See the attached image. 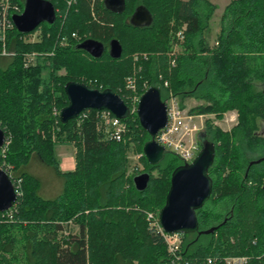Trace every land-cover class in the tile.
Segmentation results:
<instances>
[{
	"label": "trees",
	"instance_id": "16d2710c",
	"mask_svg": "<svg viewBox=\"0 0 264 264\" xmlns=\"http://www.w3.org/2000/svg\"><path fill=\"white\" fill-rule=\"evenodd\" d=\"M8 1L10 17L23 10L24 0ZM50 1L53 23L27 34L12 26L0 41V128L6 139L0 167L17 187L14 205L0 212V264H225L236 256L264 264V136L257 132V120L264 121V0H229L213 44L206 39L216 9L210 0H123L119 13L104 0ZM138 5L151 13L150 25L129 23ZM182 26L180 49L170 57ZM87 39L103 44L101 57L82 48ZM111 39L122 46L118 59L108 53ZM3 47L12 55H3ZM131 76L139 95L155 85L164 102L169 92L181 108L187 99L198 101L191 114L220 119L228 110L237 113L229 131L207 119L203 137L197 136L200 146L202 140L215 145L208 169L212 192L196 210L198 231L181 234L178 257L147 214L158 215L171 173L183 161L166 150L157 164L147 162L142 147L150 136L136 112L123 120L124 142L104 137L95 109L67 123L53 113L67 105L69 81L109 88L129 105L125 84ZM61 143L74 148L73 170L59 166L55 148ZM129 151L140 155L142 170L131 167ZM33 159L61 179L53 198L41 195V180L27 171ZM143 172L150 177L140 191L133 177ZM210 228L215 230L203 232Z\"/></svg>",
	"mask_w": 264,
	"mask_h": 264
},
{
	"label": "water",
	"instance_id": "95a60500",
	"mask_svg": "<svg viewBox=\"0 0 264 264\" xmlns=\"http://www.w3.org/2000/svg\"><path fill=\"white\" fill-rule=\"evenodd\" d=\"M104 4L113 12L123 10V0H104ZM55 8L50 0H24V7L20 13L13 14L11 21L16 30L22 34L34 31L42 22L53 23ZM152 22V15L143 5H138L129 18L134 27L148 26ZM93 57L102 56V43L87 39L81 44ZM108 53L118 59L122 54V46L117 39H111ZM67 96V105L58 113L61 123L78 117L86 109L111 111L120 119L129 116V108L123 99L113 90L105 88L99 90L77 81H69L64 85ZM136 115L140 126L148 133L150 140L142 147V154L151 165L157 164L164 156L166 149L156 140V135L167 122V108L161 99V90L158 86H149L140 95ZM199 137H203L201 133ZM6 139L0 128V149ZM215 155L214 143L202 140L200 150L191 162H184L175 167L170 177V187L164 205L158 212V223L166 233L188 234L198 231L196 210L201 208L212 192V179L208 169L212 165ZM147 172L133 177L137 190H144L149 181ZM17 193L7 172L0 167V212L9 210L15 203ZM210 228L204 233H212Z\"/></svg>",
	"mask_w": 264,
	"mask_h": 264
},
{
	"label": "built area",
	"instance_id": "2783aa9c",
	"mask_svg": "<svg viewBox=\"0 0 264 264\" xmlns=\"http://www.w3.org/2000/svg\"><path fill=\"white\" fill-rule=\"evenodd\" d=\"M9 1L0 0V41L4 43L5 34L8 28L12 27V21L8 12ZM20 13V12H19ZM182 36V31H181ZM179 34V35H180ZM183 37V36H182ZM3 55H12V53L6 52L2 49ZM173 63V61L171 62ZM126 88L130 91L127 96L129 112H136L137 104L140 95L136 91V83L134 76L126 79ZM167 81L163 82V86H167ZM166 108H167V122L166 125L159 130L156 135V140L165 147L166 150L172 151L182 161L191 162L200 150V145L197 139V127L193 122V115L189 114L185 108H181L179 101L176 96L169 92L166 97ZM98 116V129L102 131L104 137L110 138L116 141H126V132L128 130L124 119H120L115 116L111 111L107 109L96 110ZM54 114L59 111H53ZM6 145V141L1 149ZM0 149V150H1ZM140 155L137 154V157ZM15 190L16 186L14 185ZM147 219L150 220L151 226H156L157 230L163 236L164 242L167 246V250L178 257L181 247V234L180 233H166L162 230L158 223V216L156 217L153 213L147 214ZM246 257L236 256L226 258L225 264H245ZM210 263V260L208 261ZM171 264H175L172 262Z\"/></svg>",
	"mask_w": 264,
	"mask_h": 264
},
{
	"label": "rangeland",
	"instance_id": "374dc122",
	"mask_svg": "<svg viewBox=\"0 0 264 264\" xmlns=\"http://www.w3.org/2000/svg\"><path fill=\"white\" fill-rule=\"evenodd\" d=\"M212 3L215 4V11L209 21V28L206 31V39L208 40V42L210 44H213L216 38V34H217V30L219 28V19H220V15L222 13V10L224 8V6L226 5V3L229 0H210ZM184 26H182L176 33H175V38L177 39V42H175L172 45V49L170 51V57H174L175 54H177V52L180 49V42L182 41V36H181V31L183 29ZM180 34V35H179ZM35 34H33L31 37L35 38ZM140 54L137 53H133L131 58L133 59V61L137 60L139 58ZM143 56V54H142ZM134 72H136L135 69H133ZM167 81V80H165ZM168 83V81H167ZM167 97V96H166ZM198 103V101L194 100V99H187L185 100V110L188 112V109L192 106H195ZM189 113V112H188ZM191 114V113H189ZM193 115V122L195 123L196 127H197V134L196 136L204 129L205 127V121L207 119H211L212 123L214 125L219 126L222 130H226L229 131L233 126H235L237 124V113L235 110H228L226 112L223 113L222 118L217 119L215 118L213 115L211 114H191ZM257 125H258V133L264 136V121L262 120H257ZM56 153L60 159V161L62 162L64 160V157L62 156L63 153H72V151H74V148L71 144L68 143H61L60 145H57L56 148ZM137 152L132 153L131 151H129L128 153V157L130 160V165L131 167H135L137 166L139 170L143 169V163L141 162V160H139V157H137ZM71 156V155H70ZM71 167H62V170H69ZM27 171H29L30 173L34 174L35 176H37L40 180H41V195L45 198H53L55 195H57L60 192L61 189V179L59 177H57L53 170L42 164L39 160L37 159H33L31 164L26 168ZM70 225H71V230L72 231H76L77 226L70 221Z\"/></svg>",
	"mask_w": 264,
	"mask_h": 264
},
{
	"label": "crops",
	"instance_id": "0c3cea01",
	"mask_svg": "<svg viewBox=\"0 0 264 264\" xmlns=\"http://www.w3.org/2000/svg\"><path fill=\"white\" fill-rule=\"evenodd\" d=\"M62 156L64 157V160L62 162L60 161V159L58 157L60 168H61V166L62 167H71L69 170H73L74 166H75L74 151H72V153H63ZM63 171H68V170H63Z\"/></svg>",
	"mask_w": 264,
	"mask_h": 264
}]
</instances>
